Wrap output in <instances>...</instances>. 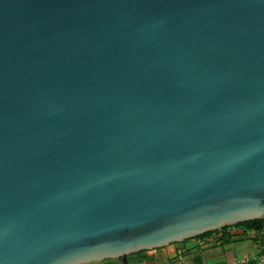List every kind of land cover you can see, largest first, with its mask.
Here are the masks:
<instances>
[{"label":"water","instance_id":"obj_1","mask_svg":"<svg viewBox=\"0 0 264 264\" xmlns=\"http://www.w3.org/2000/svg\"><path fill=\"white\" fill-rule=\"evenodd\" d=\"M262 218L264 0H0V264Z\"/></svg>","mask_w":264,"mask_h":264},{"label":"crops","instance_id":"obj_2","mask_svg":"<svg viewBox=\"0 0 264 264\" xmlns=\"http://www.w3.org/2000/svg\"><path fill=\"white\" fill-rule=\"evenodd\" d=\"M256 237L252 230L238 224L204 234L143 249L127 259V264H195L192 257L201 256L198 264H233L255 251Z\"/></svg>","mask_w":264,"mask_h":264},{"label":"built area","instance_id":"obj_3","mask_svg":"<svg viewBox=\"0 0 264 264\" xmlns=\"http://www.w3.org/2000/svg\"><path fill=\"white\" fill-rule=\"evenodd\" d=\"M238 224H228L223 227H231ZM248 229L252 230L255 237V251L254 253L247 257V258H241L236 260L233 264H264V218L260 219L255 226L253 227H247ZM219 229V228H217ZM215 230V229H214ZM212 231V230H210Z\"/></svg>","mask_w":264,"mask_h":264},{"label":"rangeland","instance_id":"obj_4","mask_svg":"<svg viewBox=\"0 0 264 264\" xmlns=\"http://www.w3.org/2000/svg\"><path fill=\"white\" fill-rule=\"evenodd\" d=\"M191 238L192 237L186 238V239L189 240ZM134 254H135L134 252H131V253H127V254L119 256V257L104 258V259H101V260L87 262V263H82V264H127L128 257H130V256H132Z\"/></svg>","mask_w":264,"mask_h":264},{"label":"trees","instance_id":"obj_5","mask_svg":"<svg viewBox=\"0 0 264 264\" xmlns=\"http://www.w3.org/2000/svg\"><path fill=\"white\" fill-rule=\"evenodd\" d=\"M259 220H260V219L245 220V221L238 222V223H236V224H241V225H244V226H246V227H253V226L256 225L257 221H259ZM209 231H210V230H209ZM209 231H206V232H209ZM206 232H204V233H206ZM204 233H202V234H204ZM142 250H143V249L138 250V251H136V253H140ZM134 253H135V252H134Z\"/></svg>","mask_w":264,"mask_h":264}]
</instances>
